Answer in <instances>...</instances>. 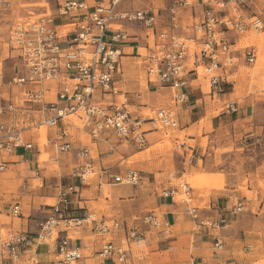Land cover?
<instances>
[{
    "label": "built area",
    "instance_id": "built-area-1",
    "mask_svg": "<svg viewBox=\"0 0 264 264\" xmlns=\"http://www.w3.org/2000/svg\"><path fill=\"white\" fill-rule=\"evenodd\" d=\"M124 1L96 0L91 4L88 0H56L55 15L46 14L38 20L26 19L14 25L10 43L18 51L23 70L11 82L21 85L25 99L19 103L14 97L5 99L0 95V152H11L16 147L34 148L33 135L27 133L42 125L54 129L48 136L49 144L60 152L70 151L74 117L93 143L104 141L111 149L120 142L142 150L149 145L148 132L158 130L159 126H178L174 109L161 108L155 116L143 118L130 109L125 92H119L116 74L126 55L125 45L135 41L133 38L142 36L147 40L144 63L150 81L170 89L175 104L188 100L187 89L199 79L201 70L210 75L213 96L220 95L225 92L228 70L241 59L253 64L258 58V44H239L248 32L264 31V0H171L166 15L161 8H123ZM62 16L73 25L64 33L56 22V17ZM130 26L146 34H133ZM47 82L55 83L57 100L45 102L41 108L29 107L27 102L43 100L45 91L51 90ZM118 94H123L124 100H118ZM228 105L235 110V102ZM146 123L151 126L146 128ZM77 154L81 161L76 172L80 185L88 182L90 176L99 178L100 185L142 183L139 170H113L99 163L88 146L81 147ZM5 169L7 164L1 160L0 171ZM79 184L62 185L50 216L41 222L38 236L57 247L58 256L50 264H79L87 257L70 236V230L84 227L89 221L93 229L101 232L124 228L128 239L140 236L136 227L129 228L118 220L110 225L107 219L97 222L90 213L81 214L79 210L83 208L74 207L81 202ZM181 190L186 196L183 199L186 212L199 225H208L210 219L201 217L189 183L182 181L178 186L165 188L162 194L178 202L176 195ZM22 209L21 202L16 201L6 214L21 216ZM243 209L242 202L235 204V212ZM146 220L155 227L162 224L155 211ZM61 223L66 227L57 230L54 236ZM227 223V216L211 220L213 226ZM30 241L29 232L5 236L0 227V264H9L10 258L20 257L21 247L27 250ZM223 246V240L218 238L216 247ZM98 254L120 264H127L129 258L128 250L113 240L107 241Z\"/></svg>",
    "mask_w": 264,
    "mask_h": 264
},
{
    "label": "rangeland",
    "instance_id": "rangeland-1",
    "mask_svg": "<svg viewBox=\"0 0 264 264\" xmlns=\"http://www.w3.org/2000/svg\"><path fill=\"white\" fill-rule=\"evenodd\" d=\"M55 1L0 0V95L3 98L14 97L19 103H23L25 99L21 85L11 82L13 76L23 70L18 51L13 49L10 43L14 25L26 19L38 20L46 14L55 15ZM170 1L125 0L122 7L161 8L166 15V7ZM69 28V26L61 27V33ZM130 32L146 34L135 26H130ZM146 41L141 37L140 40L126 43V55L122 58V65L116 74L119 92H125L131 103L130 109L143 118L155 116L161 108H171L179 112L181 107L175 106L172 91L155 86L150 81L144 63V55L147 52ZM248 44H258L259 53L256 62L250 64L241 59L236 66L226 72L225 76L228 80L224 83L227 93L225 96L227 100L237 102L235 110H227L226 103L220 100L224 98L225 92L213 96L210 75L201 70L194 87L199 88L205 99L213 103L211 107L209 106L207 115L199 122L191 124L189 128V124H182L181 119L176 127L159 126L158 130H153L149 134L151 142L146 148L139 150L141 152L127 160H124L121 154L115 156L114 162L119 161L122 167L137 169L144 175L145 183L140 187L142 193H139L138 200L116 208L112 204L113 185L105 183L102 194H99L98 184L92 182L96 176H90L87 180L86 184H93V189L83 193L85 198H90L88 199L90 202L86 203L88 208L83 209L81 214L89 210L92 218H96L97 222L105 214L109 218L107 220L110 225H113L115 219L122 221L124 226L127 224L126 221H129L131 228H137L140 238L128 239L124 228L114 232H101L93 229V224L89 221L84 227L70 230V236L77 244L80 245V239L87 236L86 232H88L99 244H102L101 247L109 240L123 245L129 252L127 264L198 263L197 256L200 249H195L194 236L188 238L185 235V240L163 244L160 248L158 246L163 236L169 237L171 230L173 233L181 230L182 224L176 229L166 230L163 226V211L154 205L157 201L165 199L162 194L165 188L178 186L180 182L185 181L192 187L191 194L195 205L200 208L202 218L211 195L208 189L231 194V201L226 211L239 217L235 223L227 225L226 229L237 227L236 234L231 239L223 234L221 236L223 230L221 226L211 225V220H215L212 217H207L210 219L206 221L208 225H199L194 220L185 223L189 229L198 234H202L205 227L216 228L215 233L221 236L223 242L228 239L229 244L233 245V250H230L225 246L218 249L216 243L210 244L211 248L204 249L209 255L206 257L208 262H215L213 256L218 252L224 254L228 261H236L232 264H264V31L259 33L250 31L240 38V46ZM51 84L52 82L49 85ZM116 98L124 100V95L118 94ZM249 101L251 107L248 113L246 108L240 112L238 103L241 106ZM80 126V121L74 117V125L71 129L73 146L70 151L60 152L49 144L47 139L54 129L42 125L27 133L28 136L33 135L31 139L35 142V147L29 149L26 154L23 150L24 155L21 156L12 155L13 151L8 152V150H2L3 152L0 153V161H7L8 164L7 170L0 171V227L5 236L29 232L31 240L26 246L27 250L21 247L23 252L21 256L10 258L9 264H50L58 256L56 244L38 236L41 222L50 216L51 206L57 200L58 188L72 182L77 183L76 172L81 163L78 150L88 146L91 148L92 156L96 160L99 158L97 144L92 142L91 136ZM123 148L131 150L127 145ZM199 154L202 158H207V162L200 158L198 160L200 169H196L195 157ZM200 177H210V184H194L193 182L199 181ZM132 197L135 196L129 198ZM184 198L186 196L181 190L176 195V199L181 204L182 212L191 217L185 210ZM16 201L22 204V215L8 216L6 214L8 207ZM238 202L244 204V209L235 212L234 207ZM151 211L157 212L162 219V225L158 228H152L146 220V216ZM65 227L61 223L55 230L54 236L57 235V230ZM187 239L190 241V248L185 247V244L188 245ZM52 249L54 252H51ZM98 250L95 252L94 248H89L88 251H84L83 254L87 259L79 264L108 262L120 264L115 259H104L98 254Z\"/></svg>",
    "mask_w": 264,
    "mask_h": 264
},
{
    "label": "crops",
    "instance_id": "crops-1",
    "mask_svg": "<svg viewBox=\"0 0 264 264\" xmlns=\"http://www.w3.org/2000/svg\"><path fill=\"white\" fill-rule=\"evenodd\" d=\"M88 1L91 4H94V2L96 0H88ZM56 22L60 25L59 27H63V26L72 27L73 26L70 24V21L68 20V18L66 16H62L61 19H60V17H58ZM141 37L142 36H140L138 39L140 40ZM133 40L137 41L134 38H133ZM135 41H133V42H135ZM195 81L196 80H194L192 82L191 86H189V88L187 89V91L189 93L188 100L180 102L178 104H175L176 107H178V108L181 107V110L179 112L177 111L179 122L181 119L182 124H189L188 128L191 126V124L199 122L203 117H205L207 115L209 106L211 107L213 104V103L211 104V102H208L205 99V96L202 94V91L199 88L197 89L194 87ZM49 84H50V82H49ZM49 84H46V86L51 88V90H48V89L46 90V87H45L46 91H45V97L43 100L30 101V102H27L26 104L32 108H41L45 102L56 101L57 100V93L55 91L56 90L55 89V83H52L51 85H49ZM166 89H168V88H166ZM168 90H170V89H168ZM226 94L227 93L225 92L223 95L224 98H222L220 100L226 103L227 110H230L229 105H228L230 102H235V108H236L237 102L234 100H227V98L225 96ZM250 107H251L250 101L247 104H243L241 106L238 103V110L240 112H243L244 109L246 108L247 113H248ZM238 114H240V113H238ZM238 119H241V117H238ZM145 125H150V123H146ZM149 127H146V128H149ZM152 132L153 131L148 132L149 143L151 142L150 138H149V134H151ZM124 145H127V147H129L131 150L124 149L123 148ZM97 146H98V152H99V158L97 161L99 163L101 162L105 166L111 167L113 170H116V171H120V170H124V169L128 168L127 166L122 167L121 164L118 163L119 161L114 162L116 159L115 158L116 155L118 156V154H121L123 156L124 160H127L130 157H133L137 153L141 152L139 150H134L133 148H131L126 143H120V142H116L114 149H111L110 147H108V145L104 141H99L97 143ZM22 150L25 151V154L29 151V150H26L22 147H16L13 150L12 155H15V156L24 155V152H22ZM200 158H202L201 154H199V156L195 157V161H196L195 168L196 169H200L198 166V160ZM202 159L205 163L207 162V158L203 157ZM2 161H4V160H2ZM5 162H7V161H5ZM7 169H8V164H7ZM143 180H144V175H143ZM143 180H142L141 184L136 185V186L109 183V184L113 185L112 204H114V206L116 208H120L122 206H126L127 204L131 203L134 200H138L140 198L139 193H142V189L140 187H141V185H143L145 183V182H143ZM196 180H198V179H196ZM210 180H211L210 177H200V179H199L200 182L194 181L193 183L196 185H198V184L199 185H206V184L209 185ZM92 182H94V184H98L97 186H98V188H100L98 193L102 194V189L104 188L105 183L100 185L99 184L100 180L97 177ZM96 182H98V183H96ZM69 184H79V180L77 179V183L72 182ZM90 184H92V183L90 182ZM66 185H68V184H66ZM79 187H80V194H81V202L79 204H75L74 207L76 208V207L80 206L83 209H87L88 207H87L86 203L90 202L88 200L90 198H85L83 193L85 191H92L93 184L92 185H89V183L88 184L85 183L82 185L79 184ZM208 191L210 192L211 195L209 196L208 201L206 200L208 207L206 208V210H204L205 213H203V216H204V218L212 217L215 220H217L221 216H227V219L229 222L226 225H221V227L223 228L221 236L223 234L226 237H229L231 239L232 237L235 236V234H236L235 232L237 231V229H236L237 227L235 226L233 228L226 229L227 225L235 223L239 218L237 215L234 216V214H232L230 211H226V210H228V206H229V203L231 201V194L225 193L224 191L217 190V189H208ZM130 196H135V197L129 198ZM73 199L77 200L76 197H73ZM107 200H110V199H107ZM155 206L159 207L161 209V211H163L162 212L163 219H164L163 226H165L166 230L168 228L176 229V227L179 224H182L181 230H178V231L175 230L176 231L175 233H173L171 230L169 232V233H171L169 237L163 236V240H161V242H160L161 244L160 243L158 244L159 248L163 244H167V243L172 244V243L180 241L181 239L185 240V235L188 238H190L191 236H194L195 237V240H194L195 249H197V250L200 249L199 254L197 256L198 257L197 262L199 264H203V263L208 262L206 257L209 255H207L204 252V249L211 248L210 244H215L216 240L218 238L221 239V236H218L215 233L216 228L205 227L202 231V234H198V233L193 232L191 229H189L187 227V225L185 223L187 221H192V220H194L196 223H198V220L194 219V218L191 219L192 216L188 217L186 214H184L181 210V204L179 202H176V201L170 199V198H165L164 200L157 201L156 204L154 205V207ZM83 209H80L79 212L82 213ZM207 209H209V210H207ZM84 213H89V210L85 211ZM136 215H138V214L136 213ZM102 218L103 219H109L107 217V215H105V214L102 215ZM115 220H118V219H115ZM118 221H120V220H118ZM183 221H184V223H183ZM120 222L122 224H124L122 221H120ZM126 223L127 224L125 226L131 228L129 221H126ZM151 227L154 228L153 226H151ZM155 228H158V227H155ZM86 235L87 236L82 237L79 241L83 252L88 251L89 248H94L95 252H96V250L99 249L98 250V252H99L103 247V246L101 247L102 244H99L97 242V240L95 239V237L89 235L88 232H86ZM74 242H75V240H74ZM187 242H188V245L186 246V244H185V247L190 248L189 239H187ZM224 246L227 249L233 250V245L229 244L228 239L225 240ZM165 247H167V245H165ZM167 249H168V247H167ZM51 252H54V250L52 249ZM86 259H87V257H86ZM213 259H216L215 262L217 264H232V263L236 262V261H228V259H225L224 254H219V253H214ZM223 262H225V263H223ZM107 264H111V263L108 262Z\"/></svg>",
    "mask_w": 264,
    "mask_h": 264
},
{
    "label": "bare ground",
    "instance_id": "bare-ground-1",
    "mask_svg": "<svg viewBox=\"0 0 264 264\" xmlns=\"http://www.w3.org/2000/svg\"><path fill=\"white\" fill-rule=\"evenodd\" d=\"M151 225V224H150ZM151 226H153V225H151ZM154 228H155V226H153Z\"/></svg>",
    "mask_w": 264,
    "mask_h": 264
}]
</instances>
